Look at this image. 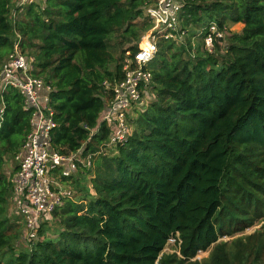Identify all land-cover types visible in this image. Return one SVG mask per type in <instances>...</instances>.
Wrapping results in <instances>:
<instances>
[{"label": "trees", "instance_id": "trees-1", "mask_svg": "<svg viewBox=\"0 0 264 264\" xmlns=\"http://www.w3.org/2000/svg\"><path fill=\"white\" fill-rule=\"evenodd\" d=\"M153 4L37 0L13 22L15 0H0V68L15 30L33 59L31 76L52 88V149L93 154L89 168L61 179L78 193L39 225L40 240L16 247L20 232L6 216L12 184L3 167L29 134L32 111L17 90L3 92L0 264H202L191 260L211 247L203 264H264L263 233L246 238L241 255L219 242L264 216V0H182L179 21L190 38L196 33L189 28L211 22L226 38L215 41L213 54L193 51L186 36L184 43L159 39L148 64L153 98L131 120L128 140L102 156L108 127L89 136L107 99L103 82L121 81L124 61L147 45L141 36L152 27L146 10ZM234 24L243 27L229 34ZM52 220L54 238L45 236ZM175 234L180 257L159 259Z\"/></svg>", "mask_w": 264, "mask_h": 264}, {"label": "built area", "instance_id": "built-area-1", "mask_svg": "<svg viewBox=\"0 0 264 264\" xmlns=\"http://www.w3.org/2000/svg\"><path fill=\"white\" fill-rule=\"evenodd\" d=\"M36 2L37 0H15V9L12 8L11 11L12 21L24 7ZM181 8L182 0H154L153 6L146 10L152 23L146 37L147 45H141L133 59L124 61V76L121 81L113 84L103 82L107 93L104 110L98 124L89 133V136L96 133L101 125L108 127L109 136L99 146L100 155H110L128 140L132 131L131 120L153 98L150 91L152 74L148 64L154 57L159 39L178 42L186 36L185 31L180 28ZM14 35L11 53L0 68V126L4 111L2 94L11 87L21 94L23 108L32 111L31 130L20 151L14 156L16 166L10 179V204L24 226L25 245L31 247L40 240L37 236L39 225L65 200L72 199L75 195L61 179L76 176L79 168H89L93 154L82 158L80 150L66 156L52 149L51 132L56 128L54 111L48 105L52 88L41 78L31 76L33 59L21 51L20 37L15 30ZM198 35L201 36L202 50L213 54L215 41L226 38L227 30L211 22ZM167 243L175 244L179 249L181 241L178 234L171 236Z\"/></svg>", "mask_w": 264, "mask_h": 264}, {"label": "rangeland", "instance_id": "rangeland-1", "mask_svg": "<svg viewBox=\"0 0 264 264\" xmlns=\"http://www.w3.org/2000/svg\"><path fill=\"white\" fill-rule=\"evenodd\" d=\"M232 26V27H231ZM240 25H230L229 26V34L231 33H238L240 32ZM180 28H182V26L180 25ZM183 29V28H182ZM191 29V31L195 32L196 35L191 37L190 38V32H188L187 30L185 31L183 29V31H185V34H186V40L188 39L189 40V45L191 48H193V51H195V49H198V52L202 53L203 51L202 50V47H201V38L200 36L198 35L200 30H194L195 28L194 27H191L189 28V30ZM150 30V29H149ZM149 30H147L145 33H143V35L141 36V42L143 40H146V37L148 35V32ZM115 40V37L113 38ZM180 43H184V40L182 41H179ZM194 53V52H193ZM120 54V49H118L117 51H115V55L118 56ZM153 97V95H152ZM113 152V151H112ZM16 166V163H15V160L14 158H11L7 161V163L4 165L3 167V171L6 175H8L10 178L9 180L11 179L12 177V174H13V170ZM86 183H87V178H86ZM65 186L69 187L71 190H73V192L75 194H77V189L69 184H66ZM264 199V198H263ZM11 206V204H10ZM264 213V211H263ZM7 219L9 221H11L12 223H15L16 225H18V230L20 232L19 234V241L17 242L16 244V247H26L24 244H23V240H24V236H25V231H23V225L21 224V220L20 218H18L14 211H13V208L12 206L9 207L8 211H7ZM261 216H263V214H261ZM261 216L259 217H254L253 219H255L251 226H249L248 228H246L245 230H243L242 232H238V233H235V234H232L231 236H224L222 238L219 239V242L221 243H225L227 245L226 247V250L231 254V255H241L245 252V243H247V239L246 238H249L250 236L252 235H255L257 233H263L264 234V216L262 218H260ZM257 218V219H256ZM55 229H58V226H57V223L55 220H52L50 223L47 224V227L45 228L46 230V233H45V236L46 237H51V238H54L55 236L52 235V230L54 231ZM242 240L241 243H237V244H231L233 241L235 240ZM257 242L251 240V241H248V244H251L252 245H255ZM250 246V247H251ZM17 249V248H16ZM15 249V253H18V251L20 249ZM212 247L207 249L206 251H203V252H198V254L196 255V257L194 259H192L191 261L192 262H199V263H205L211 252H212ZM239 251V252H238ZM168 255H176L177 257H180V254H179V249L178 247L175 245V244H170V243H167V245L165 246L164 250L161 252L160 256H159V259L162 257V256H168ZM253 256H251L252 258ZM260 260H264V255H261L260 256ZM235 261V259H232V262ZM158 264V263H157Z\"/></svg>", "mask_w": 264, "mask_h": 264}, {"label": "crops", "instance_id": "crops-1", "mask_svg": "<svg viewBox=\"0 0 264 264\" xmlns=\"http://www.w3.org/2000/svg\"><path fill=\"white\" fill-rule=\"evenodd\" d=\"M235 25H240L241 27H240V30L242 29V27H243V25L242 24H234L233 26H235ZM232 27V26H231ZM239 33V32H238ZM11 207V206H10ZM23 229H24V227H23ZM24 241V240H23ZM23 244H24V242H23Z\"/></svg>", "mask_w": 264, "mask_h": 264}]
</instances>
